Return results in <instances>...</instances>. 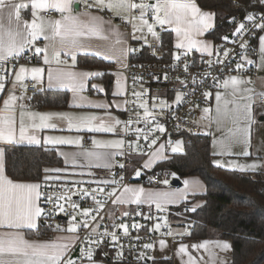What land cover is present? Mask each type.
Segmentation results:
<instances>
[{"label":"crops","instance_id":"1","mask_svg":"<svg viewBox=\"0 0 264 264\" xmlns=\"http://www.w3.org/2000/svg\"><path fill=\"white\" fill-rule=\"evenodd\" d=\"M138 1L141 2V0ZM14 2L28 3L29 0H14ZM143 2L154 4L156 3V0H143ZM88 3H93V0H88ZM72 9V15L79 16L81 20L88 21V16L81 15L87 11L93 16L102 18L103 21V23L100 24L102 31L99 34L88 33L87 35L78 37L82 46L77 49H72V51L75 52V62H73L70 55L64 54V52L69 51V48L60 44L59 37H56L55 40H45L43 36H41L34 45L29 46L25 52H27L30 48H44L47 46L49 63L44 62V54L41 53V59L38 63L35 65L24 66L28 68L29 71L24 74V79L21 82H16L15 80V74L19 71V68L13 70L7 65H4L6 60L0 61V73L7 77L5 81V91L0 93V112H3L4 100L8 99L10 94H14L16 97H18L11 108L15 119V123L13 125L15 129V138L10 143L6 141H0V149L4 151L5 163V147L8 145H43L51 150H55L63 161L62 167L47 168L48 170L61 169V171H47L45 172V176L52 177V179H57V177H59L57 180L62 182L85 180L94 183H104L105 181L107 183H113L110 179V171L113 168L112 166L115 160L124 154V148L126 146V134L128 132L126 124V111L128 108V80L123 75L122 70L126 68L130 62V57L133 53L128 52L126 55H121V50L136 48L140 51V49H142L144 46V40L133 39L134 29L132 23L125 22V24L122 25L118 22L121 19V16L131 15L129 13L121 12V16H118L108 8H104L103 10H101L99 7L88 8L84 0H75L72 5ZM50 10H53L55 15L49 17L45 16V13H48ZM201 10L204 12L213 13L211 11H205L203 9ZM136 11L139 14V10L136 9ZM214 14L215 15L212 20L213 26L208 29L203 36L196 37V39L209 44L211 46L209 50L212 51L213 54L216 45L211 39L208 38V34L215 29L216 13ZM39 15L42 16L46 21L58 20L61 19L62 16V14L55 9L42 11L39 13ZM64 15H67V13ZM136 17L137 19L134 21V23L137 25V27H139V15ZM21 18L22 20H25L29 23L31 22L32 16L30 6L28 9L21 12ZM146 18L149 19L150 23L152 22L151 11L148 12ZM108 21H111V23H108ZM5 23H7V21H5ZM170 30L174 33L173 44L175 57V55L181 54L187 51V49H177L175 47L178 38L175 31L173 30V26H156L159 39H161L162 32ZM46 34L51 36V29H48ZM147 34L149 33H147L146 28L143 29V32H135L137 37H141L142 35L146 37ZM261 36H264V31L261 32L255 40L256 54L254 56V65L256 76L252 78L239 77L243 79L245 83L239 86L241 90L237 92L235 96L232 95L231 86H229L227 90L220 86V89L212 94L210 105L205 108L209 109V111L206 113L204 109L201 113V128L203 134L210 135L212 139L210 146L212 153V163H214V165L217 167H222L230 171L236 170L244 173H258L264 170V109L261 107V105H259L258 102V99L264 95V66H262L264 65V54H262L260 51L259 40ZM117 41H119V43ZM54 50L61 51L59 58L54 56ZM97 52L102 53V55H96ZM105 55H108L111 58L105 59ZM187 55L200 58L212 56H209L207 52L200 51L195 48L191 51H188ZM187 55L181 54V57H186ZM81 56H90L94 58L97 57L102 59L104 62L109 63L111 67L108 69H88L80 67L78 60ZM33 67H38L43 70L38 80L32 79L30 69ZM3 69H7V71H3ZM89 72H99L102 73V75L91 77L84 75V73ZM49 75H51V79H49ZM111 79L113 80L111 89L112 92L111 95L108 96L107 85L110 83ZM28 81L34 82L35 85L42 86V90L37 93L52 90H61L70 93L67 109H32V98H29L28 95L24 93L26 83ZM117 81H119V85L117 84ZM14 84L15 87L13 86ZM73 86L76 88L75 91H73ZM217 92H220L223 95V99L219 102V106L222 111L225 100L236 101L240 105H243L247 101V97H253L254 102L252 107V115L254 122L252 123L250 129V145H245L243 143V137L239 133H237L239 142H237L235 138L229 136V129L235 131L238 127L243 128L246 126L245 121L241 120L238 123H234V116L230 114L228 118L223 119L222 124L218 125L217 120L220 117H218L217 101L215 98ZM157 96H159V94L152 97L143 96L144 103H147L149 110L155 115L156 112L154 109H157L158 106L153 107V104L148 102L151 98ZM93 105H104V107H94ZM228 107L231 109L234 107V104L229 103ZM21 113H23V116H21ZM41 116H47L50 118L46 121H41ZM82 117H96L97 119L92 121L90 126L99 127L102 124L105 126H114L115 131H88L87 128L82 124L79 131L75 127L70 130L68 118L72 119L73 124H78L80 123V118ZM150 119H152V117H148L147 121ZM116 120L120 121L118 125L115 124ZM21 121L23 122V126L25 128L24 139L20 138ZM44 124H54L55 127H45L43 126ZM32 137H35L37 140H39V143H30L29 139ZM49 138L53 142L46 143L45 141ZM58 139L70 140L72 143H55V141ZM94 141L101 143L123 141V146L102 147L94 144ZM85 142H87V145H85ZM182 143L184 144V142ZM164 149L165 148L163 147V150L161 151L160 146H158L156 151L150 156L146 157L144 160L142 165L143 167H141L139 170V176L136 175L138 170L135 171L133 177L135 181L123 188L114 187V191L118 196L119 204H121L124 209H128L134 205H142L148 210H153L158 213L161 212L166 218L168 217L166 210H168L171 212V222L173 223V221L176 219V216L179 215L175 216L172 211L181 204L189 203V209L200 208L205 204V201L202 198H198L193 201V197H202L205 195L206 185L201 179L193 176H189V178L181 180L183 184L181 187H172L171 184L173 179L176 177L165 179L162 176L161 177L163 181L161 182L160 186L151 187L147 185L144 181L147 178L146 175H150L159 162L168 158ZM245 150H247L250 155H243L242 153ZM88 153H93L94 155L89 156L87 155ZM154 153H157L158 155L154 157ZM140 159L142 158L137 157L135 160L140 162ZM150 161L151 163L149 166L145 167V164L149 163ZM217 161H219V165L216 163ZM253 164L259 165L260 167H258L255 171L240 170L241 166H249ZM134 170L135 169H132L131 171ZM5 175L8 177L6 170ZM8 178L11 179L10 177ZM21 183L37 182L24 181ZM126 188L131 189L132 191L126 192ZM140 189H143L142 193L139 192ZM136 195H139L141 201L139 204L132 202L136 198ZM157 202L160 203V208H157ZM41 217L37 220V227L35 229L0 228V234L19 232L24 237V239L29 242L49 244L61 243L57 240V237H65V241L62 243L70 242V248L65 255V259H67V254L71 248L77 244L76 234L61 231L56 235H52L51 238L40 239L32 237L31 235L34 232L37 233L39 230H41ZM160 231V229L157 231V236L155 238L154 261L171 260L173 261V264H186L188 259L187 255L177 254L179 246L184 244L189 246L188 251L191 255L195 256L197 259H200L201 257L203 258L201 264H213L209 253H212V255L215 257L214 264H220L221 261H223L224 264L232 263V257L234 253L233 242L230 240L206 239L207 241L213 242L209 245V251H205L203 249L196 250L193 249L191 245L199 244L206 240L188 242L178 239L186 232V229L181 227L171 226V235H162ZM161 240L166 242V245L163 249L159 243ZM73 242H75V244ZM215 242H226L231 245V248L228 250H221L220 248L215 247Z\"/></svg>","mask_w":264,"mask_h":264},{"label":"snow or ice","instance_id":"2","mask_svg":"<svg viewBox=\"0 0 264 264\" xmlns=\"http://www.w3.org/2000/svg\"><path fill=\"white\" fill-rule=\"evenodd\" d=\"M75 0H29L28 3L20 2L15 3L14 0H0V61L7 60L9 57L13 59H18L21 54L25 52L29 46L35 44L37 40L40 39L41 36L44 37L45 40H55L56 37L60 38V44L62 46L68 47L69 51L64 52L65 55H70L72 57L73 62H75V52L72 49H77L81 47V43L78 37L87 35L88 33L99 34L102 31L100 24L103 23L102 18L93 16L89 12L82 13L81 15H86L89 17L88 21L81 20L79 16L72 15V5ZM85 4L88 8L92 7H99L101 10L104 8H108L109 10L113 11L116 15L121 16V12L131 14L133 10H139V27L134 23L137 19L136 16L129 15V16H121V19L125 20L126 22L132 23L133 25V39H143L144 42L147 44L148 40L147 37L141 36L137 37L135 35L136 31L143 32V29H147V33H149L153 38L159 39V36L156 31V26L159 25L163 27L164 25L173 26V30L177 35V43L175 47L177 49H187V51L181 53L182 55H187L188 51L192 49H197L200 51L207 52L209 56L213 53L210 51V45L204 43L196 37L203 36L205 32L210 29L212 25V20L214 17V13L204 12L196 3V0H156V3L150 4L145 3L143 0L137 3L135 0H93V3H88V0H84ZM30 6L31 8V22H27L22 20L21 12L23 10L28 9ZM239 7V5H237ZM48 9H55L59 13L62 14L61 19L58 20H45L42 16L39 15L42 11H47ZM151 11L152 13V22H149V19L146 18L148 12ZM67 13V15H64ZM235 17H232L231 22H235ZM244 19L248 22H251L252 27L255 29H260L264 31V14H260L259 21L257 22L256 14L248 13ZM7 21V23H5ZM99 22V23H98ZM111 23V21H108ZM245 23H239L238 27H236L235 34L242 33L245 29ZM51 29L52 35H47V30ZM223 40H229L228 36H224ZM260 40V51L264 54V36L259 38ZM119 43V41H117ZM151 46V45H149ZM247 45L241 44V48H245ZM136 49H126L121 50V55H126L128 52H134ZM36 54H44V62L49 63L48 58V48L45 46L44 48L35 47ZM54 56L59 58L61 55V51L54 50ZM181 54L175 55L174 59L179 61L181 59ZM96 55H102V53L97 52ZM224 56H228L229 52L225 50L223 52ZM105 59H110L111 57L108 55L104 56ZM59 62V61H57ZM211 64V61H208ZM247 63H253L251 60H248ZM264 66V65H262ZM242 64H237L236 68L242 69ZM184 70H188V65L185 64ZM3 71H7V69H3ZM29 71L28 68L24 66L19 67V71L15 74L16 82H21L24 79V74ZM32 74L33 80H38L42 73V69L38 67H33L30 69ZM85 76H99L102 73H84ZM74 78V77H73ZM167 78V77H165ZM7 77L0 75V93L5 91V81ZM49 79H51V75H49ZM250 82V81H249ZM245 81L237 76H231L229 79H225L222 83V87L227 90L229 86L232 88V95H236L241 89L239 88L240 85L244 84ZM119 85V81H117ZM15 87V84L13 85ZM82 87V85H81ZM76 88L73 86V91ZM251 91V90H246ZM134 96H141V93H133ZM210 93H205V96H209ZM216 101H217V113H218V125L223 123V119L229 117V115L234 116V123H238L239 121L243 120L246 122V126L243 128H237L235 131L229 129V136L235 138L237 142H239V137L237 133H239L243 137V143L245 145H250V129L253 121L252 115V107H253V97H247V101L240 105L236 101H224V108L223 111L219 106V102L223 99V95L220 92L216 93ZM18 99L14 94H10L8 99L4 100V110L0 112V141L12 142L15 138V129L13 127L15 123L14 115L11 111V108L14 102ZM181 95L176 96V102L179 103L181 101ZM234 104L233 108H229L228 104ZM82 106V105H77ZM94 107H104V105H93ZM141 108L144 109L143 116L145 121H147L148 117H152L153 120L155 119V114L151 112L147 106V103H142L140 105ZM155 107V105H153ZM161 110L163 108L168 107L166 102H161ZM206 113L209 109L204 110ZM23 116V113H21ZM50 117L41 116V121H46ZM69 119V129L71 130L75 127L78 131L81 128V124L87 128L88 131H95V132H113L115 131L114 126H105L101 125L99 127H92L91 122L96 120V117H82L80 118V123L73 124L71 118ZM120 121L116 120L115 124H119ZM128 123H132L129 121ZM45 127H55L54 124H44ZM159 132L163 133L165 131L164 127L161 125H157L156 129ZM137 133L142 132V129L137 128ZM25 128L23 126V122L21 121L20 126V138L24 139ZM148 136H143L144 140H148ZM140 137L137 136V140ZM30 143H39L35 137L29 139ZM46 143L53 142L50 138L45 141ZM55 143H72L70 140L58 139ZM94 144L97 146L102 147H122L123 141H115V142H108V143H101L94 141ZM152 144L156 143V140L153 139L151 141ZM163 145L160 146L161 151L163 150ZM173 152L182 151V142L176 141L175 146L172 147ZM230 154V153H229ZM243 155L248 156L250 153L245 150ZM87 155L92 156L93 153H88ZM158 155L154 153L153 156L155 157ZM99 159V157L97 156ZM149 163L145 164V167H148ZM219 165V161L216 162ZM107 166V165H105ZM121 168L124 167L123 164L120 165ZM260 167L259 165L253 164L249 166H241L240 170H252L255 171L257 168ZM47 171H55L59 172L61 169H51L45 170ZM136 175L139 176L140 172L137 171ZM52 179V177L45 176V180ZM59 179V177H57ZM104 183H107L106 181ZM166 183V181H165ZM41 185L37 183H21V182H14L13 180L9 179L5 175V163H4V151L0 149V228H11V229H35L37 227V220L42 215H50V213L45 211V208L41 206L39 203L43 197V201L45 204L51 203L53 205V209L58 210L59 212H64L65 207L63 203H60L61 200L64 203H69L71 201V196H44V194L39 191ZM71 191V190H70ZM96 191V190H93ZM99 191L103 192L104 189L100 188ZM125 191H132L131 189L126 188ZM140 193L143 192V189L139 190ZM77 194V193H73ZM84 195H90L88 192H84ZM109 195H114V193H109ZM92 199L95 201L96 205L98 206L95 211L97 215L99 210L103 207L101 202L96 199L93 195ZM117 201H113L115 203ZM123 202V201H121ZM134 203L139 204L140 198L139 195H136V198L132 201ZM71 208L74 210L79 209V205L76 203L70 204ZM157 208H160V203H156ZM194 210V209H193ZM93 209L84 208L80 210V215L85 218L90 217L91 220L95 221L96 216L92 215ZM125 216L128 215L127 212L124 213ZM102 219V218H101ZM73 222L77 221V216L73 215L71 217ZM167 221L165 220V224ZM87 229L89 228V223L87 219L82 222L72 223L70 224L69 228L67 229L68 232L76 233L81 226ZM59 228V226H57ZM122 228L125 235H128V225L120 224L118 226ZM133 228H140L142 227L139 224H133ZM161 225L156 224L154 226V230L159 231ZM92 232H96V228L92 229ZM172 233L169 232L168 235ZM104 236H110L111 240L114 242L113 246H115V242L118 241V236L115 232H108L107 229L104 231ZM79 239V237H76ZM88 245H95L98 246L104 243L103 238L99 239H92L89 237L86 241ZM160 246L163 249L166 245L164 240H161ZM213 242L210 241H203L199 244L191 245L193 249L200 250L203 249L205 251H209V245ZM144 247L146 249L153 248L152 244H145ZM215 247L220 248L221 250H228L231 248V245L224 242H215ZM70 248V242L65 243H33L29 242L24 239V237L19 232L14 233H4L0 234V264H76L75 261L72 259H65V255ZM189 246L181 244L179 246V250L177 254L187 255L188 259L186 264H201L203 258L197 259L195 256L191 255L188 251ZM119 257L123 256V252L121 251L118 253ZM210 259H212L213 264L215 261V257L212 253H209ZM8 257V258H6ZM143 254L138 259H142ZM151 259V258H150ZM81 260L84 264H97V261L94 259V251L91 246L87 247L85 251L82 252ZM220 264H224L223 261Z\"/></svg>","mask_w":264,"mask_h":264},{"label":"built area","instance_id":"3","mask_svg":"<svg viewBox=\"0 0 264 264\" xmlns=\"http://www.w3.org/2000/svg\"><path fill=\"white\" fill-rule=\"evenodd\" d=\"M135 2L139 3L138 0H135ZM248 13L256 14L257 22L260 14H264L261 11H248L244 16L238 14L235 17L236 27L243 22L246 25L245 29L242 33L235 35H233L235 31L231 32L228 35L229 40L218 42L211 57L200 58L187 55L181 57L179 61L174 59L171 63H167L160 39L157 40L150 34L146 36L148 43L144 42V46L148 49L149 60L140 57L142 49L139 51L134 48L136 51L131 54L130 62L122 70L123 75L128 80V108L126 111L128 132L124 154L115 160L110 171V179L113 183H94L85 180L62 182L57 179L45 180V178L38 182L41 185L40 191L44 196H71L69 203H64L63 200L60 201L64 204V212L53 209L51 203L45 204L43 197L40 201L45 211L50 213V215H42V224L46 229L53 232L52 235H56L61 231L70 233L67 229L72 223L82 222L85 219L89 223V228L85 229L81 224L75 233L79 239L76 240L77 244L67 254V259H72L76 264H84L81 260L82 252L91 246L94 251V259L98 264H132L154 261L155 238L157 236L154 226L160 224V233L168 235L171 226L174 227L171 217L166 218L161 212L148 210L142 205H134L124 209L118 202L114 187L123 188L133 183L135 181L133 179L135 171H139L143 167L146 157L155 152L158 146L163 145L166 155H171L174 153L172 147L175 142L178 140L184 142V134L203 135L201 113L210 105L212 94L220 89L219 87L225 79L231 76L241 78L256 76L254 65L255 40L263 31L253 28L251 22L244 19ZM52 15H55L53 10L45 13L47 17ZM131 15L138 16L139 14L136 10H133ZM118 22L123 25L126 21L120 19ZM245 43L247 46L241 48L240 45ZM225 50L229 52L227 57L223 55ZM40 59V54H36L35 49L30 48L27 52L21 54L18 59L9 57L4 65L14 70L21 65H35ZM248 60L253 63H247ZM208 61L212 63L209 64ZM185 64L188 65L187 71L184 70ZM237 64H242V69L238 70L236 68ZM0 75L3 74L0 73ZM41 90V85H35L34 82L28 81L24 93L32 98ZM134 92L142 95L139 97L134 96ZM205 93H210V95L205 96ZM157 94L159 96L151 98L148 102L156 107L158 106L157 109H154L156 112L155 119L145 121L143 119L144 109L140 107L144 103L143 96L152 97ZM178 94L182 97L179 103L176 102ZM162 101L168 105L163 110L160 107ZM258 102L264 109V95L258 99ZM129 121H132V123H128ZM157 125L163 126L165 131L161 133L155 130ZM137 128L143 131L137 133ZM145 135L149 137L148 140L143 139ZM137 136L140 137L139 140H137ZM153 139L156 140L155 144L151 143ZM85 145H87V142H85ZM137 157L142 158L140 162L135 160ZM121 164L124 165L123 168L120 167ZM132 169L135 170L131 171ZM146 177L145 183L152 187L160 186L163 181L158 173L146 175ZM100 188H103L104 191H99ZM84 192H88L90 195H84ZM109 193H114V195H109ZM93 195L103 205L98 215L95 211L98 206L92 199ZM113 201L117 202L113 203ZM71 203L78 204L79 209H72ZM84 208L93 209L92 215L96 216L95 221L91 220L90 217L85 218L79 214L80 210ZM125 212L128 213L127 216L124 215ZM73 215L77 216L75 222L71 220ZM167 219L168 222L165 224ZM120 224L128 225V235H125L123 229L118 227ZM133 224H139L142 227L133 228ZM93 228H96L95 233L92 232ZM105 229L108 232L117 234L119 239L115 242V246H113L114 242L110 236H104ZM89 237L92 239L103 238L104 243L98 246L88 245L86 241ZM145 244H152L153 248L146 249ZM77 248H79L77 257H72ZM121 251L123 256L119 257L118 253ZM141 254H143V258L138 259Z\"/></svg>","mask_w":264,"mask_h":264},{"label":"trees","instance_id":"4","mask_svg":"<svg viewBox=\"0 0 264 264\" xmlns=\"http://www.w3.org/2000/svg\"><path fill=\"white\" fill-rule=\"evenodd\" d=\"M236 1V2H235ZM198 6L216 13L215 29L208 34L213 43L218 44L224 36L236 29L232 17L244 16L248 11L264 12L262 0H197ZM239 5V7H237ZM173 31L161 33V45L165 60H174ZM140 57L150 59L147 47L143 46ZM79 66L88 69H108L111 65L102 59L90 56L79 57ZM113 80L107 85L111 95ZM70 93L61 90L43 91L31 99L35 110L67 109ZM211 136L207 134H184V152L167 155L159 162L150 175L160 174L163 178L176 177L181 180L189 176L197 177L206 185L202 198L205 204L200 208L189 209L183 203L173 209L176 219L174 227L186 229L183 241L225 239L233 242L231 264H264V170L258 173L230 171L212 163ZM5 170L17 182H39L47 168L62 167L63 161L55 150L46 146L5 147ZM183 212V213H182ZM171 217V214H170ZM35 238H51L52 231L44 225ZM123 264V263H120ZM132 264H173L171 260L151 261Z\"/></svg>","mask_w":264,"mask_h":264},{"label":"water","instance_id":"5","mask_svg":"<svg viewBox=\"0 0 264 264\" xmlns=\"http://www.w3.org/2000/svg\"><path fill=\"white\" fill-rule=\"evenodd\" d=\"M264 119V118H263ZM262 119V120H263ZM172 187H181L183 184H182V181L181 179H178V178H174L173 179V182H172ZM78 252H79V248L76 249L75 253L72 255V257H77L78 255Z\"/></svg>","mask_w":264,"mask_h":264},{"label":"rangeland","instance_id":"6","mask_svg":"<svg viewBox=\"0 0 264 264\" xmlns=\"http://www.w3.org/2000/svg\"><path fill=\"white\" fill-rule=\"evenodd\" d=\"M182 152H184V144L182 143V151H179V152H175V153H182ZM166 179V178H165ZM152 187V186H151ZM161 211V210H160ZM183 213V212H182ZM166 214H167V216L168 217H170V214H171V212L170 211H168V210H166ZM180 215V214H179ZM57 240L59 241V242H64L65 241V237L63 238V237H60V236H58L57 237ZM74 244H75V242H73Z\"/></svg>","mask_w":264,"mask_h":264}]
</instances>
